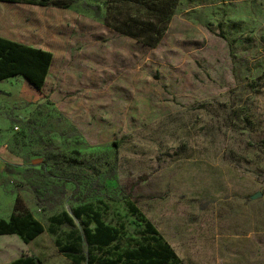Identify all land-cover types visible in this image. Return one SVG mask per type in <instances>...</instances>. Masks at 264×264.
<instances>
[{
  "label": "rangeland",
  "instance_id": "1",
  "mask_svg": "<svg viewBox=\"0 0 264 264\" xmlns=\"http://www.w3.org/2000/svg\"><path fill=\"white\" fill-rule=\"evenodd\" d=\"M54 1L0 3V37L53 55L42 89L0 82V218L45 229L0 236V264H74L51 219L82 234V205L120 248L133 206L183 264H264V0H182L155 47L108 26L107 0Z\"/></svg>",
  "mask_w": 264,
  "mask_h": 264
},
{
  "label": "trees",
  "instance_id": "2",
  "mask_svg": "<svg viewBox=\"0 0 264 264\" xmlns=\"http://www.w3.org/2000/svg\"><path fill=\"white\" fill-rule=\"evenodd\" d=\"M182 0H107L110 9L105 22L114 31L148 47L157 46L168 30L172 16ZM0 3L68 8L63 2L49 0H0ZM134 9V12L131 10ZM53 55L51 52L27 46L0 37V82L21 77L35 89L45 84ZM131 212L138 218L141 230L139 240L125 248L117 243L119 231L106 225L98 212L90 206L75 209L77 218L83 217L82 234L74 231L72 220L66 213L51 219V226L66 225L71 228L69 242L57 243L59 252L74 264H183L169 243L154 225L133 206ZM91 224L94 228H91ZM44 226L27 209L15 208L8 219L0 218V236L16 235L24 244L38 238ZM114 244V245H113ZM113 245V253L104 251ZM86 248V250H84ZM8 264H43L32 256H22Z\"/></svg>",
  "mask_w": 264,
  "mask_h": 264
},
{
  "label": "water",
  "instance_id": "3",
  "mask_svg": "<svg viewBox=\"0 0 264 264\" xmlns=\"http://www.w3.org/2000/svg\"><path fill=\"white\" fill-rule=\"evenodd\" d=\"M25 80V79H24ZM26 81V80H25ZM27 82V81H26Z\"/></svg>",
  "mask_w": 264,
  "mask_h": 264
},
{
  "label": "crops",
  "instance_id": "4",
  "mask_svg": "<svg viewBox=\"0 0 264 264\" xmlns=\"http://www.w3.org/2000/svg\"><path fill=\"white\" fill-rule=\"evenodd\" d=\"M32 47V46H31Z\"/></svg>",
  "mask_w": 264,
  "mask_h": 264
}]
</instances>
